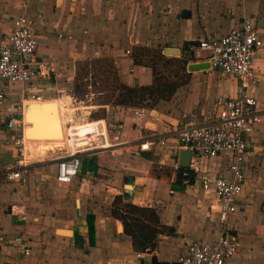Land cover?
<instances>
[{"label": "crops", "instance_id": "obj_1", "mask_svg": "<svg viewBox=\"0 0 264 264\" xmlns=\"http://www.w3.org/2000/svg\"><path fill=\"white\" fill-rule=\"evenodd\" d=\"M19 16L35 34L36 56L48 65L49 84L54 87L62 69L88 57L111 63L118 84L151 95L155 84L150 67L130 55L139 48L174 62L176 74L163 84V95L148 109L136 110L137 115L113 105V119L119 124L106 121L120 140L132 146L117 153L82 156L70 184L53 180L50 163L31 165L18 184H7L0 176V264H176L189 242L215 241L216 198L202 192L194 178L201 173L223 175L219 160L191 156L197 172H191L189 186H182L178 172L171 168L177 164L178 151L159 149L155 140L164 138L166 144H173L177 130L204 122L223 99L240 96L239 83L230 76L187 71L189 64L202 61L194 56L183 59L188 55L184 46L220 38L247 19L262 40L252 65L257 85L245 89L255 99L259 123L250 136L245 182L232 216L239 248L225 264H264V0H0V45ZM164 48L175 49L178 55H164ZM46 84L33 80L31 85L37 88L22 97L20 86H9L1 114L20 110L24 114L26 104V109L44 105L43 112L29 110L34 114L27 121L34 128L29 124L24 133L48 147L59 137L53 135L52 140L57 132L54 121L62 130L63 118L48 110V102L60 99L53 95L58 90ZM69 115L75 122L85 119ZM44 139L47 143L42 144ZM3 140L0 130V171L14 159ZM144 140L153 143L149 151L139 152L136 145ZM115 198L139 209L128 215L129 232L110 213ZM16 235L26 240L27 255L11 246ZM139 242L147 251L136 247Z\"/></svg>", "mask_w": 264, "mask_h": 264}, {"label": "built area", "instance_id": "obj_2", "mask_svg": "<svg viewBox=\"0 0 264 264\" xmlns=\"http://www.w3.org/2000/svg\"><path fill=\"white\" fill-rule=\"evenodd\" d=\"M261 47L258 31L248 19L239 28L230 30L220 38L189 43L186 47L187 54L207 63L208 68L204 71H218L235 79L241 94L237 98L219 102L213 116L204 122L189 123L177 130L173 144H166L164 138L155 140L159 149L168 148L174 152L184 150L191 156L217 159L224 170L223 175L201 173L194 178L202 192H210L216 198L218 238L212 242H189L177 256L176 264H225L239 248L232 216L245 182V156L250 136L259 123L255 99L246 94L245 89L257 85L258 79L252 65ZM36 50L37 39L27 20L22 16L12 20L11 31L0 45V130L4 135L3 144L12 150L14 159L11 165L2 167L0 176L7 184H18L21 174L31 165L50 163L54 167L53 180L57 184L68 185L78 174L82 156L117 153L130 148L132 144L120 140L105 119H81L75 122L69 115L62 126L60 146L41 153L39 144L25 137L27 124L22 110L13 111L8 116L2 115L9 86H20L22 97L37 88L31 85L33 80L42 82L47 79L44 63L36 56ZM203 53L204 56L201 55ZM30 97L33 99L32 95ZM139 113L134 112L135 115ZM152 143L145 140L138 142L136 149L147 152ZM192 165L190 158L185 169L176 163L171 165L172 171L180 173L182 186H189V173L197 172ZM10 243L22 254H28L26 240L21 235L14 236Z\"/></svg>", "mask_w": 264, "mask_h": 264}, {"label": "rangeland", "instance_id": "obj_3", "mask_svg": "<svg viewBox=\"0 0 264 264\" xmlns=\"http://www.w3.org/2000/svg\"><path fill=\"white\" fill-rule=\"evenodd\" d=\"M130 55L137 56L139 63L150 67L154 79L153 82L155 84L151 95L146 94L143 96L142 92H138L137 90L128 94L129 92L117 83V78H115L111 63L104 59H92L88 57L77 59L74 61V64L72 63V66H74L73 68L70 66V68L62 69V73H60L58 77L59 83L57 87L49 84L51 77L49 72H47L48 65L43 62L44 70L47 72L48 76L47 79L42 82H47L48 84L46 85L50 86L54 92L56 88L58 93H54L53 95L56 96V98L59 97L57 99H60L56 102L47 103L50 113L53 114L57 112V118L62 115L63 124L69 119V114H74L76 116L82 115L85 119L89 120L105 119L108 122H114L112 124H119L117 120L115 121L113 119L114 104H120L125 108H120V110L127 111L130 115L138 109H148L155 98H160V96L163 95V91L161 90L163 89V84L168 82L167 78L172 80L176 74L175 68H172L175 63L169 64L168 62H164L157 57V53L153 50L148 51L147 49L139 48L134 52L131 51ZM201 55L204 56V53ZM185 56L186 57L183 59H189L191 57L189 54ZM69 64H71V62H69ZM156 89L160 90L161 93H155L154 91ZM127 95L130 96L131 101H124ZM153 95H157V97ZM139 97L141 101L138 102ZM94 105L101 106L100 108H88ZM53 135L59 136L58 141H49L48 147L41 145L40 140H38L41 153L45 150H50L49 148L51 146H60L62 142L61 128L57 129L55 134L52 133V140H54ZM31 138L29 140L35 141L36 139L34 136ZM45 143H47L46 139H44L42 144Z\"/></svg>", "mask_w": 264, "mask_h": 264}, {"label": "trees", "instance_id": "obj_4", "mask_svg": "<svg viewBox=\"0 0 264 264\" xmlns=\"http://www.w3.org/2000/svg\"><path fill=\"white\" fill-rule=\"evenodd\" d=\"M189 45V43L185 44L184 46V50H186V47ZM120 86L125 89L127 92H129L128 94H130V92H135L136 89H129L123 85L120 84ZM140 89H138L137 91H139ZM141 91V90H140ZM124 101H131V98L130 96L127 95L126 99ZM141 101L140 100V97L138 99V102ZM122 102V101H121ZM120 103V102H119ZM114 105H117V106H121L120 104H114ZM178 179L180 177V173H178ZM189 181H192L193 179V174L192 173H189ZM139 209L136 207V206H133L132 204L126 202V203H122L120 201V198H115L112 202V208H111V215L114 219H118L119 221H121V223H123L124 225V228H125V231L126 232H129L130 229H129V224H126V222H129L130 218H129V214L131 212H137ZM122 213L124 215H122ZM89 218V217H88ZM90 219V218H89ZM135 220V219H134ZM132 220V221H134ZM136 244V247H140L141 251H147V247L144 246L143 243L139 242V243H135Z\"/></svg>", "mask_w": 264, "mask_h": 264}, {"label": "water", "instance_id": "obj_5", "mask_svg": "<svg viewBox=\"0 0 264 264\" xmlns=\"http://www.w3.org/2000/svg\"><path fill=\"white\" fill-rule=\"evenodd\" d=\"M162 54L167 55V56H177L178 55V51L175 50V49H171V48H164L162 50ZM207 68H208V65H207L206 62L189 64L186 67L187 71H189V72L205 70ZM41 106H44V105L41 104ZM27 110H28V108L25 109V111H26L25 112V116L27 115ZM27 125H29V123H27ZM177 155H178L177 156V165H178V167H180L182 169L187 168L188 163H189V158H190L191 154L188 151L179 150Z\"/></svg>", "mask_w": 264, "mask_h": 264}, {"label": "bare ground", "instance_id": "obj_6", "mask_svg": "<svg viewBox=\"0 0 264 264\" xmlns=\"http://www.w3.org/2000/svg\"><path fill=\"white\" fill-rule=\"evenodd\" d=\"M29 104H26V107L28 106ZM36 105V106H35ZM26 107H25V109H26ZM33 107H35V111H34V113H37V112H43L42 111V106H41V104L40 103H36V104H33V105H31L29 108H28V113H27V115L25 116V113H24V120H25V122L26 123H29V124H31V126L34 128V126H33V122L32 121H27V116H32V114H34V113H29V110L31 109V108H33ZM44 107V106H43ZM26 112V111H25ZM31 120V119H30ZM54 127L56 128V129H59V126H58V124H57V121H54ZM39 128H36V130H38ZM43 130V129H42ZM44 132H45V130H43V133H41L42 135H44ZM25 134V133H24ZM26 135L27 134H25V137H26Z\"/></svg>", "mask_w": 264, "mask_h": 264}]
</instances>
